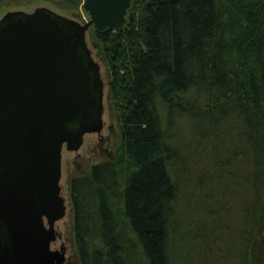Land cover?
I'll return each mask as SVG.
<instances>
[{
    "label": "trees",
    "instance_id": "obj_1",
    "mask_svg": "<svg viewBox=\"0 0 264 264\" xmlns=\"http://www.w3.org/2000/svg\"><path fill=\"white\" fill-rule=\"evenodd\" d=\"M93 34L121 139L71 176L80 264H264V0H133L124 27ZM182 136L208 162L187 184Z\"/></svg>",
    "mask_w": 264,
    "mask_h": 264
},
{
    "label": "water",
    "instance_id": "obj_2",
    "mask_svg": "<svg viewBox=\"0 0 264 264\" xmlns=\"http://www.w3.org/2000/svg\"><path fill=\"white\" fill-rule=\"evenodd\" d=\"M133 0H83L81 21L48 6L0 18V264H64L63 148L104 125L105 82L88 30L119 29ZM47 217L50 227H46Z\"/></svg>",
    "mask_w": 264,
    "mask_h": 264
},
{
    "label": "rangeland",
    "instance_id": "obj_3",
    "mask_svg": "<svg viewBox=\"0 0 264 264\" xmlns=\"http://www.w3.org/2000/svg\"><path fill=\"white\" fill-rule=\"evenodd\" d=\"M48 6L59 13L73 17L82 23L87 22L90 19L89 12L84 8L83 3L77 8H61L54 4L50 0H5L0 5V18L9 10H25L33 11L36 7ZM94 28L91 27L87 33V41L90 48L93 51V55L101 64L102 76L105 81V110H104V127L100 133L93 132L87 133L84 137V142L78 150H70L65 145L63 148V159H62V194L66 198L67 212L66 215L58 221L60 232L62 233V240L65 242L67 247L66 262L64 264H80L79 256L75 246V239L73 234V211L72 203L70 197V183L72 174H84L90 170L91 165L96 161H101L108 159L116 153L118 143L121 139V125L116 115L114 109V101L112 95V72L108 65L105 57L103 45L98 41L94 34ZM185 127V126H184ZM186 136V132H185ZM185 140L186 145L184 149L187 153L194 152L191 151L188 145L194 147L195 142L187 137ZM184 143V144H185ZM199 149V148H198ZM200 150V149H199ZM192 163L189 164V168H185L183 172V182L187 184V177L189 173L186 170H190V167H195L194 163L200 162L201 172H204L207 161L200 160V156L194 154L191 155ZM200 172V173H201ZM197 190L194 194V199L198 200L196 197ZM186 196V194H184ZM186 197H184L183 201ZM195 200L190 198V202L184 201L182 207L187 212L188 208L191 211V204L195 203ZM201 206L200 202L198 201ZM190 204V205H188ZM195 210L193 209V212ZM196 212V211H195ZM198 230V226L195 224L191 227L186 228L185 232L189 236L193 235ZM192 242L193 239L191 238ZM198 242V241H197ZM225 248L230 246L226 240L223 241ZM221 261L226 264L227 260L221 258Z\"/></svg>",
    "mask_w": 264,
    "mask_h": 264
},
{
    "label": "flooded vegetation",
    "instance_id": "obj_4",
    "mask_svg": "<svg viewBox=\"0 0 264 264\" xmlns=\"http://www.w3.org/2000/svg\"><path fill=\"white\" fill-rule=\"evenodd\" d=\"M102 72V71H101ZM103 77V76H102ZM104 79V78H103ZM105 82V81H104ZM104 98H105V93H104ZM103 101H104V99H103ZM104 110H105V104H104ZM103 115H104V113H103ZM103 119H104V117H103ZM103 127H104V125H103ZM89 133H93V132H89ZM98 133H100V132H98ZM87 134V133H86ZM85 134V135H86ZM44 222H45V225H46V227H50V224H49V222H48V219H47V217H45L44 218ZM60 220V219H59ZM59 220H57V221H55L54 222V229H55V233H56V238H54L52 241H51V243H50V248H51V250H54V251H62L63 249H65V255H66V253H67V247H66V244H65V242L62 240V233L60 232V229H59V225H58V221ZM66 262V261H65ZM64 262V263H65Z\"/></svg>",
    "mask_w": 264,
    "mask_h": 264
}]
</instances>
